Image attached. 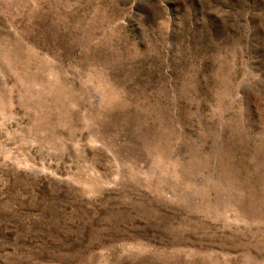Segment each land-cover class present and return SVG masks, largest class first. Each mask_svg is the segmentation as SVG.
<instances>
[{
    "label": "rangeland",
    "instance_id": "374dc122",
    "mask_svg": "<svg viewBox=\"0 0 264 264\" xmlns=\"http://www.w3.org/2000/svg\"><path fill=\"white\" fill-rule=\"evenodd\" d=\"M0 264H264V0H0Z\"/></svg>",
    "mask_w": 264,
    "mask_h": 264
}]
</instances>
